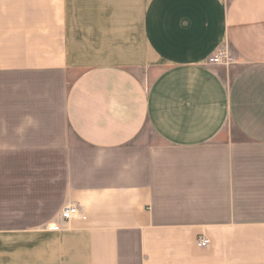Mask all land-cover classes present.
<instances>
[{
  "label": "crops",
  "instance_id": "1",
  "mask_svg": "<svg viewBox=\"0 0 264 264\" xmlns=\"http://www.w3.org/2000/svg\"><path fill=\"white\" fill-rule=\"evenodd\" d=\"M0 264H264V0H0Z\"/></svg>",
  "mask_w": 264,
  "mask_h": 264
},
{
  "label": "built area",
  "instance_id": "2",
  "mask_svg": "<svg viewBox=\"0 0 264 264\" xmlns=\"http://www.w3.org/2000/svg\"><path fill=\"white\" fill-rule=\"evenodd\" d=\"M230 62V59L228 56L225 55V53H220L212 58H210L209 63L221 65V64H228ZM81 216V212L76 206H68L67 208L63 209L62 212V218L64 221L69 222L72 219H77ZM197 246L199 248H206L210 245V240L207 238H198L197 239Z\"/></svg>",
  "mask_w": 264,
  "mask_h": 264
}]
</instances>
